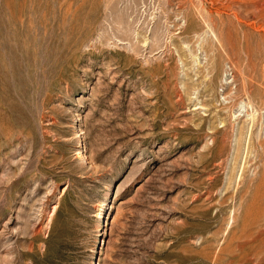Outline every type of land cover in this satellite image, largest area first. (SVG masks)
Segmentation results:
<instances>
[{"label":"rangeland","instance_id":"374dc122","mask_svg":"<svg viewBox=\"0 0 264 264\" xmlns=\"http://www.w3.org/2000/svg\"><path fill=\"white\" fill-rule=\"evenodd\" d=\"M0 264H264V0H0Z\"/></svg>","mask_w":264,"mask_h":264}]
</instances>
